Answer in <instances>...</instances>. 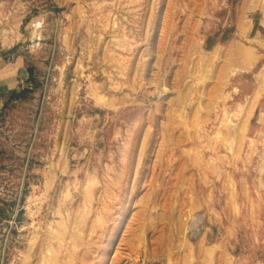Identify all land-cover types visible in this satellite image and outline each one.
<instances>
[{
    "label": "rangeland",
    "instance_id": "1",
    "mask_svg": "<svg viewBox=\"0 0 264 264\" xmlns=\"http://www.w3.org/2000/svg\"><path fill=\"white\" fill-rule=\"evenodd\" d=\"M8 62L0 264H264V0H0Z\"/></svg>",
    "mask_w": 264,
    "mask_h": 264
},
{
    "label": "crops",
    "instance_id": "2",
    "mask_svg": "<svg viewBox=\"0 0 264 264\" xmlns=\"http://www.w3.org/2000/svg\"><path fill=\"white\" fill-rule=\"evenodd\" d=\"M9 65H11L9 62L5 65L0 64V109L3 106L1 101H9L14 89H16V87H21L22 85V82L18 78L19 75L17 74L19 73L20 66H17L18 70L15 73L14 70L11 72L8 71V67L6 66Z\"/></svg>",
    "mask_w": 264,
    "mask_h": 264
},
{
    "label": "trees",
    "instance_id": "3",
    "mask_svg": "<svg viewBox=\"0 0 264 264\" xmlns=\"http://www.w3.org/2000/svg\"><path fill=\"white\" fill-rule=\"evenodd\" d=\"M21 96H22V93H19V92L15 91V92L12 93V96H11L10 100L15 99L17 97H21Z\"/></svg>",
    "mask_w": 264,
    "mask_h": 264
}]
</instances>
